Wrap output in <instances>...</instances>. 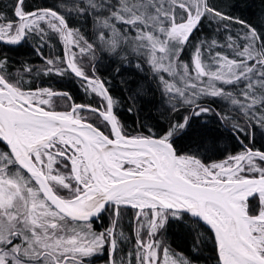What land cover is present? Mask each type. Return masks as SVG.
<instances>
[{
	"label": "snow or ice",
	"instance_id": "6c2138e0",
	"mask_svg": "<svg viewBox=\"0 0 264 264\" xmlns=\"http://www.w3.org/2000/svg\"><path fill=\"white\" fill-rule=\"evenodd\" d=\"M246 5L0 0V264H264V13Z\"/></svg>",
	"mask_w": 264,
	"mask_h": 264
},
{
	"label": "trees",
	"instance_id": "16d2710c",
	"mask_svg": "<svg viewBox=\"0 0 264 264\" xmlns=\"http://www.w3.org/2000/svg\"><path fill=\"white\" fill-rule=\"evenodd\" d=\"M40 2L44 3L46 0H28L29 6H34L35 3ZM47 2H50V0H47ZM264 13V3L261 2V0H247V5L240 9L236 14L242 15L246 19L250 20H257L258 17ZM22 52H28V49H22ZM11 55H13L14 58L16 57V53L13 51L11 52ZM31 59L37 60L38 58L35 56H31ZM39 66V64H37ZM113 88L116 91L117 95H120V90L125 88L126 85H123L120 83L119 80L112 81ZM56 87H64L69 88L71 87V90L73 92V95L80 96L81 93H78L76 91V88L74 86H69L67 84L64 85H55ZM126 95V93H123ZM158 99V97H157ZM87 100V98H85ZM147 114V113H145ZM122 119H124L128 127H136V125H133L134 123V117H130L127 115V113H122ZM194 139V138H193ZM192 142V140H185L183 143L185 145H188ZM169 243L172 245V247L178 251L183 252L184 254H189L191 252L192 244H193V238L191 235H189L186 231L181 230L179 228L173 229L169 233ZM211 255V252L205 251L203 254L199 257L197 260V264H209V261L207 260V257Z\"/></svg>",
	"mask_w": 264,
	"mask_h": 264
}]
</instances>
